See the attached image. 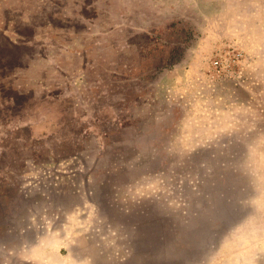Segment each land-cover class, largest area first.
<instances>
[{"label":"rangeland","instance_id":"rangeland-1","mask_svg":"<svg viewBox=\"0 0 264 264\" xmlns=\"http://www.w3.org/2000/svg\"><path fill=\"white\" fill-rule=\"evenodd\" d=\"M0 264H264V0H0Z\"/></svg>","mask_w":264,"mask_h":264}]
</instances>
